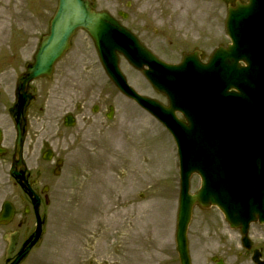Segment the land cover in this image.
Listing matches in <instances>:
<instances>
[{
	"label": "rangeland",
	"instance_id": "obj_1",
	"mask_svg": "<svg viewBox=\"0 0 264 264\" xmlns=\"http://www.w3.org/2000/svg\"><path fill=\"white\" fill-rule=\"evenodd\" d=\"M159 1L161 14L179 5L175 0ZM56 2L0 0V128L6 143L13 135L8 106L14 98L15 78L24 65L21 58L25 56L18 55L27 53L19 45L34 42L44 32ZM226 2H206L207 25L212 30L209 36H213L208 41V53L218 41L227 42L223 25ZM133 72L128 69L126 74L136 89L165 102ZM85 81L80 79L75 94L65 92L63 100L72 97L81 104L84 94L97 96L101 85L89 92ZM104 90L107 102L115 108L114 116L107 119L85 110L91 119L79 113L76 125L67 129L63 138L58 128L59 97L50 98L42 111L37 106L32 109L35 137L45 139L65 154L58 177L63 188L61 197H55L49 209L45 241L32 264H155L176 260L179 177L174 143L157 120L113 86L106 85ZM92 95L87 106L97 102ZM39 99L41 104L42 97ZM67 146L68 150L63 151ZM198 186L199 177L194 174L190 191ZM103 214L108 220L102 219ZM188 230L194 264H212V254L229 263L252 264L240 245L238 232L228 228L215 208L195 207ZM250 231L252 240L264 247V225L255 223Z\"/></svg>",
	"mask_w": 264,
	"mask_h": 264
},
{
	"label": "water",
	"instance_id": "obj_2",
	"mask_svg": "<svg viewBox=\"0 0 264 264\" xmlns=\"http://www.w3.org/2000/svg\"><path fill=\"white\" fill-rule=\"evenodd\" d=\"M77 28L91 35L102 58L105 50L109 54L121 50V27L108 13L93 11L88 0H59L34 62L18 77L21 88L13 114L18 158L25 84L50 74ZM226 28L231 44L215 50L205 64L188 56L171 65L127 55L140 69L154 63L156 70L143 73L168 96V107L136 93L121 74L107 66L116 86L159 119L175 140L180 176L175 241L181 264H189L186 230L194 204L217 205L229 225L241 230L246 248L249 221H264V188L254 184L255 176L264 174V0L229 7ZM133 41L136 52H143ZM176 111L185 120L177 118ZM194 172L200 176V188L190 194L189 178Z\"/></svg>",
	"mask_w": 264,
	"mask_h": 264
},
{
	"label": "flooded vegetation",
	"instance_id": "obj_3",
	"mask_svg": "<svg viewBox=\"0 0 264 264\" xmlns=\"http://www.w3.org/2000/svg\"><path fill=\"white\" fill-rule=\"evenodd\" d=\"M108 1L92 0L91 5L97 10L110 11L159 58L177 62L184 54L194 53L203 61L207 59L208 41L213 37L209 36L212 30L207 25V0H175L179 5L165 14L159 12L161 8L159 0H110V3L116 6L113 9ZM234 1L227 0L231 3ZM47 30L48 23L44 33ZM39 40L40 36L36 37L34 42L20 44L19 47L26 48L27 53L18 56L20 58L25 56L21 58L24 61H32ZM219 43L222 42L218 41L216 44ZM116 55L119 69L123 73L133 69L120 53ZM80 79L86 80L89 92H93L94 88L100 84L101 88L97 96L90 93L84 94L81 104L72 97L64 101L62 97L65 92L75 94ZM110 83L93 40L86 31L81 29L71 37L69 47L54 65L51 75L28 84L27 98L35 96V100L27 107V118L23 126L25 137L22 166L19 168L20 178L10 174V165L14 160L15 135L9 137L7 143L5 136L2 140V146L6 151L0 156V264H11L24 251L15 264H32V254L41 246L46 235L50 221L49 209L52 208L54 198L61 197L63 190L58 177L65 163V154L60 153L61 150L57 151V148L45 139L35 137L37 133L34 132L30 116L38 97H42L38 110H43L50 98L54 96L60 98L61 104L58 107L61 115L58 128L63 138L66 136L67 129L72 128L65 125V116L69 115L74 119L80 113L84 119L88 120L91 119V115L86 114L85 110L93 112V109H97L95 113L103 118L109 112L114 114V109H110L111 103H107V92L104 90V87ZM91 95L97 98V102L93 101L90 106H87L86 102ZM26 103H28L27 100ZM62 150H68V146ZM57 171L59 174L55 173ZM218 213L221 215L220 212ZM37 226L39 236L34 245L28 248L35 239ZM255 248L258 249L260 258L264 261L263 246H253L248 253H252ZM214 256L216 260L212 264H217L218 259L222 260L223 264H235L229 263L222 256ZM155 264L179 263L174 260V262L157 261ZM252 264L255 263L252 262Z\"/></svg>",
	"mask_w": 264,
	"mask_h": 264
},
{
	"label": "bare ground",
	"instance_id": "obj_4",
	"mask_svg": "<svg viewBox=\"0 0 264 264\" xmlns=\"http://www.w3.org/2000/svg\"><path fill=\"white\" fill-rule=\"evenodd\" d=\"M0 21L2 22V20H0ZM1 25H2V23H1ZM2 42H3V38H0V46H1ZM102 219H104L105 221L108 220L106 214L102 215ZM109 221H112V220L109 219Z\"/></svg>",
	"mask_w": 264,
	"mask_h": 264
}]
</instances>
